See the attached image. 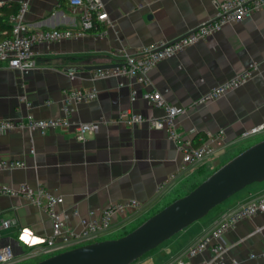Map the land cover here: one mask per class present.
<instances>
[{
    "label": "crops",
    "instance_id": "crops-1",
    "mask_svg": "<svg viewBox=\"0 0 264 264\" xmlns=\"http://www.w3.org/2000/svg\"><path fill=\"white\" fill-rule=\"evenodd\" d=\"M10 1L19 5L21 0H0V7ZM101 1L123 39L126 53L133 55L143 46L176 40L212 19L216 15L214 3L221 0ZM25 21L42 31L79 29L78 14L67 0H31ZM6 24V28L0 26L3 37L9 30L8 18ZM99 28L106 32L103 36L90 33L76 41L36 46L34 66L26 73L0 69V118L5 120L18 121L29 115L35 119L54 118L61 115L63 90L94 87L97 91L96 100L75 106L72 113L75 123L96 126L85 142L76 141L72 130H51L43 135L28 130L0 134V161L25 164L22 168L0 169V184L13 188L25 184L31 189L44 185L52 194L62 196L67 227L74 232H80L79 219L88 210L126 200L149 206L127 217L114 218L104 236L114 239L137 226L164 202L186 194L194 183L249 144L264 139V133L239 138L242 132L264 125V8L240 24L226 26L207 40L159 62L148 73L145 86L126 77L92 78L86 67L115 66L119 62L114 54L119 47L114 31ZM249 64H256L258 69L242 86L217 100L194 105L210 89ZM70 74L75 80H70ZM151 90L159 91L169 104L187 109L178 117L177 126L192 145L198 146L223 132L215 156L178 176L162 195L157 194L156 186L177 169L181 154L164 131L152 129L147 123L126 127L116 122L125 111L160 117L162 111L142 98ZM132 91L137 94L134 101ZM262 196L264 182L247 187L133 264H168L178 258L188 264L210 262V249L193 257L186 252L229 212ZM2 220L16 223L8 229L0 226V246H10L17 257L40 249L41 239L52 231L46 212L21 197L0 196V223ZM22 228L27 231L21 233ZM222 242L227 261L264 264V212L240 221L223 235ZM36 259L17 264H34Z\"/></svg>",
    "mask_w": 264,
    "mask_h": 264
},
{
    "label": "built area",
    "instance_id": "built-area-1",
    "mask_svg": "<svg viewBox=\"0 0 264 264\" xmlns=\"http://www.w3.org/2000/svg\"><path fill=\"white\" fill-rule=\"evenodd\" d=\"M60 2L61 0H55ZM31 0H21L15 14L8 16L9 30L7 36L0 39V69L6 67L20 73H26L34 66L33 49L36 46L58 43L65 40L76 41L86 37L98 27H108L114 31V40L118 43V49L114 54L119 59L115 67L99 69L92 72L93 79L130 78L135 84L147 85L148 73L161 61L174 57L186 48L207 40L213 34L226 26L240 24L244 19L264 8V0H221L215 2L216 15L199 24L186 35L171 42L159 41L149 46L141 47L133 55L126 53L123 39L119 36L115 25L109 19L108 13L101 0H67L78 14L79 29L72 30H38L25 21V15ZM106 32L95 33L103 36ZM256 64H249L242 72L230 78L223 84L210 89L194 103L202 105L219 99L229 91L242 86L257 71ZM70 80H75V75L70 74ZM97 98L94 87H72L62 91L61 115L48 119H35L26 116L22 120L11 121L0 118V134L12 132H39L45 134L51 130H72L73 136L78 142H85L86 137L95 132L96 126L89 123H75L72 113L75 106L89 103ZM142 98L152 106L162 111L160 117L147 118L141 114L130 111L122 112L116 118V122L126 127H133L141 123H147L150 128L164 131L168 139L174 143L176 150L181 154V162L177 169L169 174L165 180L156 186L158 195H162L178 178L185 174L191 167L197 166L205 160L215 156L221 146L223 132L217 134V138L203 141L194 146L184 139L178 131L177 119L186 114L187 109L169 104L159 91L151 90L143 94ZM137 99V94L132 91L131 100ZM264 133V125L255 126L240 134V139H249ZM30 153L33 154L31 150ZM23 161H0V169L22 168ZM0 196L21 197L27 203L43 209L51 222V234L41 239L43 246L40 249L30 251L28 254L17 257L10 246H0V264H17L44 259L49 256L100 241L109 233L113 219L117 216L127 217L133 213L148 209V205L136 200L114 202L105 208L88 210L85 217L79 219L80 232H74L67 227L68 216L63 211V197L52 194L44 185L35 189L23 184L18 188L0 184ZM259 212H264V196L248 202L228 213L208 232L203 234L187 250L186 255L193 257L206 249L212 252V260L202 264H238L236 261H227L226 248L222 242L223 235L234 228L240 221L251 218ZM74 215H77L74 212ZM13 220H2L1 228L8 229L15 226ZM21 233L27 229L22 228ZM254 256H251L253 258ZM264 258V254H262ZM168 264H188L184 258H178Z\"/></svg>",
    "mask_w": 264,
    "mask_h": 264
},
{
    "label": "water",
    "instance_id": "water-1",
    "mask_svg": "<svg viewBox=\"0 0 264 264\" xmlns=\"http://www.w3.org/2000/svg\"><path fill=\"white\" fill-rule=\"evenodd\" d=\"M113 66L86 67L88 71ZM264 182V139L246 148L184 196L174 200L129 233L79 246L34 264H133L144 255L203 220L247 187Z\"/></svg>",
    "mask_w": 264,
    "mask_h": 264
},
{
    "label": "trees",
    "instance_id": "trees-1",
    "mask_svg": "<svg viewBox=\"0 0 264 264\" xmlns=\"http://www.w3.org/2000/svg\"><path fill=\"white\" fill-rule=\"evenodd\" d=\"M17 10H18V5H17V3L16 2H7V3H4V6H2V7H0V13H2V16L0 15V26L2 27V29L3 28H6L7 27V24H6V20H7V18H8V16H10L11 14H15L16 12H17ZM98 33V32H100V28L99 29H97V30H95V31H92V32H90V33ZM1 38H3V35L2 34H0V39ZM258 142V141H257ZM256 143V142H255ZM254 143H251V144H249L247 147H245L244 149H242V151L243 150H245L246 148H248V147H250L251 145H253ZM205 178H202L201 180H198L196 183H194L190 188H189V190H188V192L189 191H191L193 188H195L200 182H202L203 180H204ZM187 192V193H188ZM185 195V194H184ZM184 195H178L176 198H174V199H172V200H168V201H166V202H164L160 207H159V209L158 210H155V211H153L150 215H148L147 217H145L144 218V220H146L147 218H149L150 216H152L153 214H155L156 212H158L159 210H161L162 208H164L165 206H167L168 204H170L171 202H173L174 200H176V199H178V198H180V197H182V196H184ZM220 207V206H219ZM219 207H217L216 209H218ZM215 209V210H216ZM214 211V210H213ZM212 211V212H213ZM211 213V212H210ZM143 220V221H144ZM142 221V222H143ZM142 222H140V223H142ZM139 223V224H140ZM138 224V225H139ZM137 225V226H138ZM137 226H135V227H133V228H131L129 231H127V232H125V233H123V234H121V235H118L116 238H119V237H121V236H123V235H125V234H127V233H129L130 231H132L134 228H136ZM115 239V238H114ZM145 256V255H144ZM40 260H43V259H39L38 261H40ZM38 261H36V262H38Z\"/></svg>",
    "mask_w": 264,
    "mask_h": 264
},
{
    "label": "rangeland",
    "instance_id": "rangeland-1",
    "mask_svg": "<svg viewBox=\"0 0 264 264\" xmlns=\"http://www.w3.org/2000/svg\"><path fill=\"white\" fill-rule=\"evenodd\" d=\"M210 214H212V212L209 213V215H210ZM139 220H140V219H139ZM137 222H138V220H137ZM137 222H136V223H137ZM125 227H126V226H125ZM122 229L124 230L125 228L123 227ZM123 230H122V231H123ZM108 237H112V236H108ZM116 237H117V236H114L113 238H116ZM102 240H107V237L102 238L100 241H102ZM30 263H32V262H30Z\"/></svg>",
    "mask_w": 264,
    "mask_h": 264
}]
</instances>
